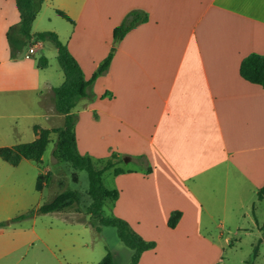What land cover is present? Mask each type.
I'll return each instance as SVG.
<instances>
[{"label":"crops","instance_id":"crops-1","mask_svg":"<svg viewBox=\"0 0 264 264\" xmlns=\"http://www.w3.org/2000/svg\"><path fill=\"white\" fill-rule=\"evenodd\" d=\"M46 6L71 19L65 45L85 78L110 51L112 31L126 14L146 13L119 41L100 76L105 84H92L98 98L75 122L77 150L133 164H116L123 172H112L108 189L119 192L112 215L155 242L137 264H159L160 248L176 257L164 264H186L178 251L194 247L191 233L201 237L197 247L217 250L202 235L206 218L225 226L244 208L245 189L256 195L264 184V88L239 73L245 56L264 55V0H43L40 11ZM19 20L15 0H0V97L38 93L47 120L63 123L53 88L64 80L54 86L42 77L34 57L42 44L10 56L7 32ZM83 122L92 128L87 147ZM172 211L181 213L173 228Z\"/></svg>","mask_w":264,"mask_h":264},{"label":"rangeland","instance_id":"rangeland-1","mask_svg":"<svg viewBox=\"0 0 264 264\" xmlns=\"http://www.w3.org/2000/svg\"><path fill=\"white\" fill-rule=\"evenodd\" d=\"M36 16L30 30L31 35L52 31L57 34L61 43H68L72 26L69 21L49 6ZM38 42L42 47L34 54L36 62L43 57L47 59L46 67L41 68L42 77L54 86L59 85L65 75L52 40L31 37L25 43L23 52L29 44ZM118 43L119 41L116 43L112 40L111 47L115 46L116 50ZM96 69H92L91 73ZM103 84L105 81L100 78L97 87L101 89ZM41 90L45 92L44 87ZM90 92L89 98L80 99L74 107L73 112L77 118L80 113L86 112L88 104L98 98V91L93 90V87ZM37 94L30 92L0 97V147L32 141L35 138L34 125L43 128L63 125L59 119L47 120L44 111L48 106L42 101L38 102L41 97ZM105 96L103 93L100 97ZM12 114L18 117L13 118ZM80 129L84 147L92 145L91 125L83 122ZM56 139L57 134H51L40 162L22 159L18 165L13 166L0 158V264H97L108 251L116 253L114 264H129L133 250L120 240L117 229L110 225H100L97 230L99 219L86 212V207L90 204L86 172L73 169L68 163L58 162L53 157ZM86 150L92 149L88 147ZM88 154L97 161V167H101L98 158L102 153ZM132 165L124 160L117 163V166L124 168ZM39 175L43 176V180L40 190H36ZM102 181L106 188H112V171H105ZM64 190H78L79 201L59 212H37L39 206ZM247 190L245 189L244 208L233 219L227 218L225 226L216 228L213 219L206 218V228L202 235L212 240L217 250L197 247L201 243V237L191 233L188 234V241L196 244L188 250H179L180 260L189 259L186 264H264V201L258 200L254 192L249 193ZM111 203L112 201H106L102 206L103 216H112ZM22 215L24 217L19 218ZM189 228L190 231L193 230L191 226ZM184 239L181 231L178 240L184 242ZM158 254L159 264H164V261L171 263L170 260L176 258L163 248L159 249Z\"/></svg>","mask_w":264,"mask_h":264},{"label":"trees","instance_id":"trees-1","mask_svg":"<svg viewBox=\"0 0 264 264\" xmlns=\"http://www.w3.org/2000/svg\"><path fill=\"white\" fill-rule=\"evenodd\" d=\"M15 2L20 14V20L17 25L11 26L7 32L10 56L12 59L19 58L25 43L31 37H36L40 40L48 38L54 42L57 49V58L64 72L65 79L59 86L53 88V101L57 113L64 116V122L61 127L51 129L34 126L33 129L37 135L34 140L10 147H0V158L13 166L18 165L22 159L40 162L50 141L51 134L56 133L57 139L52 151L53 157L58 162L68 163L73 169L84 170L87 174V194L90 198V204L86 207V212L99 219L97 230L100 225L114 226L117 229L120 240L133 250L129 264H137L141 254L154 248L155 242L143 239L125 220L113 215L105 217L102 214L104 203L106 201H114L119 196L118 190L108 189L104 186L102 174L107 170H112L114 174H119L123 170L115 167L117 164V161L114 160L116 158L115 155L107 160L98 159V162L102 164L98 168L97 161H94L89 155L80 154L77 150L74 130L77 117L73 109L80 99L91 96V86L98 76L107 71L115 52V46L111 47L92 75L89 78H85L80 65L70 54L67 46L59 41L56 33L43 31L31 35L32 22L40 11L43 0H15ZM57 13L71 21L65 12L57 10ZM146 20L147 15L143 11L132 10L128 12L122 22L115 26L112 31L114 42L120 41L129 30ZM46 65L47 59L45 57L37 62V67L39 68H44ZM239 73L245 80L264 88V55L250 53L245 56L240 62ZM42 180L43 176L39 175L35 186L36 190H40ZM256 196L258 200L264 201V184L257 190ZM79 198L80 192L78 190H64L39 206L37 212L41 214L59 212L78 202ZM180 216L181 213L179 211H172L168 218V226L171 228L175 227ZM23 217L22 215L19 218ZM115 259L116 253L108 251L97 264H114Z\"/></svg>","mask_w":264,"mask_h":264},{"label":"built area","instance_id":"built-area-1","mask_svg":"<svg viewBox=\"0 0 264 264\" xmlns=\"http://www.w3.org/2000/svg\"><path fill=\"white\" fill-rule=\"evenodd\" d=\"M33 53V47L30 46L29 49H28V54H32Z\"/></svg>","mask_w":264,"mask_h":264}]
</instances>
